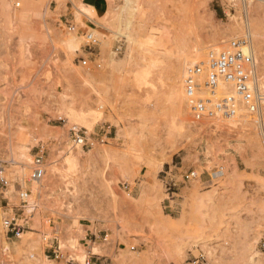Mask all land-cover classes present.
Masks as SVG:
<instances>
[{
    "label": "rangeland",
    "instance_id": "1",
    "mask_svg": "<svg viewBox=\"0 0 264 264\" xmlns=\"http://www.w3.org/2000/svg\"><path fill=\"white\" fill-rule=\"evenodd\" d=\"M106 1L99 15L82 0H0V263L64 264L59 246L85 264L89 228L107 235L91 254L108 264H264V103L196 122L183 92L187 67L243 38L264 92V2ZM91 30L100 68L79 62ZM71 128L92 147H72Z\"/></svg>",
    "mask_w": 264,
    "mask_h": 264
},
{
    "label": "built area",
    "instance_id": "2",
    "mask_svg": "<svg viewBox=\"0 0 264 264\" xmlns=\"http://www.w3.org/2000/svg\"><path fill=\"white\" fill-rule=\"evenodd\" d=\"M248 1L264 0H240L243 4ZM89 25H92L91 22ZM58 26L70 33L78 30L77 26L71 21L60 17ZM85 39L80 64L87 66L93 64L95 68H100L102 60L98 51L100 41L93 31L82 33ZM121 47H115L116 54ZM183 92L189 104L190 115L194 121L205 120H232L241 109L259 115L262 104L264 103V92L260 88V75L258 64L254 53L250 47L248 38L232 40L227 50L219 53L208 52L204 62L187 67L183 79ZM70 140L72 147L79 146L82 149L92 147L91 136L82 129L71 128ZM103 143L102 140H100ZM45 163L42 155H35L31 163L30 179L38 182L45 174ZM185 180L195 177V172L191 171L184 176ZM0 182L7 186L5 180ZM175 184L172 179L165 183L166 194L174 193ZM22 202L28 197L25 191L19 194ZM4 226L8 229L7 234L19 237L21 226L5 221ZM102 242H106L104 236ZM54 259L64 261V264H78L73 258L63 256L59 246L51 251ZM0 264H7L1 262ZM85 264H95L90 256Z\"/></svg>",
    "mask_w": 264,
    "mask_h": 264
},
{
    "label": "crops",
    "instance_id": "3",
    "mask_svg": "<svg viewBox=\"0 0 264 264\" xmlns=\"http://www.w3.org/2000/svg\"><path fill=\"white\" fill-rule=\"evenodd\" d=\"M82 1L85 7L94 9L95 11H97V13H99V15L107 11L108 4L106 0H82ZM173 194H175V192ZM173 194L169 195V197H171ZM170 202L171 201H167L168 207L170 206ZM84 233L85 236L83 237V239L80 240V244L89 253L91 261L95 262V264H108V259L106 257L103 256L99 257L96 254H91V249H92L91 247L94 246V244H97L98 242L102 241L104 236H106L107 238V235H103L102 232L97 230H89V228L84 229Z\"/></svg>",
    "mask_w": 264,
    "mask_h": 264
},
{
    "label": "bare ground",
    "instance_id": "4",
    "mask_svg": "<svg viewBox=\"0 0 264 264\" xmlns=\"http://www.w3.org/2000/svg\"><path fill=\"white\" fill-rule=\"evenodd\" d=\"M264 2V1H263ZM73 40V39H72ZM71 43V45L72 46H74L75 47V44H74V42L73 41H71L70 42ZM213 50H211V52H212ZM215 51V50H214ZM214 53H219V52H214ZM75 118V123H78V122H80V123H82L83 124V127L85 126L86 128H90L91 127V124L90 123H88V122H86V121H83L80 117H74ZM74 122V121H73Z\"/></svg>",
    "mask_w": 264,
    "mask_h": 264
}]
</instances>
